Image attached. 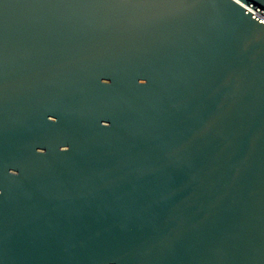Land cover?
<instances>
[{
    "label": "water",
    "instance_id": "obj_1",
    "mask_svg": "<svg viewBox=\"0 0 264 264\" xmlns=\"http://www.w3.org/2000/svg\"><path fill=\"white\" fill-rule=\"evenodd\" d=\"M0 264H264V0H0Z\"/></svg>",
    "mask_w": 264,
    "mask_h": 264
}]
</instances>
